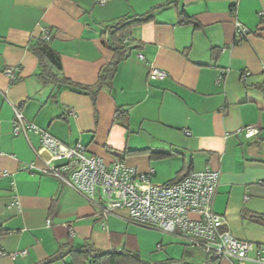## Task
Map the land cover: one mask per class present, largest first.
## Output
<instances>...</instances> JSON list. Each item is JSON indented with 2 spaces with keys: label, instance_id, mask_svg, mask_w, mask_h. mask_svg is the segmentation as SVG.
<instances>
[{
  "label": "crops",
  "instance_id": "0c3cea01",
  "mask_svg": "<svg viewBox=\"0 0 264 264\" xmlns=\"http://www.w3.org/2000/svg\"><path fill=\"white\" fill-rule=\"evenodd\" d=\"M156 7L153 20L133 30V50L96 105L87 95L38 79L39 62L29 46L44 28L51 30L65 77L91 86L113 58L107 27ZM180 12L199 27L181 24ZM262 13L264 0H0V264H43L54 257L62 258L52 264H71L72 252L86 243L103 252L136 253L151 264L205 260L178 236L130 223L126 210L103 220L99 207L41 174L50 158L38 152L35 132L14 135L15 108L66 146L82 144L109 165L120 161L153 171L156 184L218 171L215 212L238 240L264 244ZM236 22L249 31L241 42ZM151 67L168 78L150 79ZM8 68L15 69L14 83ZM223 69L228 72L217 83ZM243 73H249L245 81ZM249 126L259 128L250 139L241 132Z\"/></svg>",
  "mask_w": 264,
  "mask_h": 264
},
{
  "label": "built area",
  "instance_id": "2783aa9c",
  "mask_svg": "<svg viewBox=\"0 0 264 264\" xmlns=\"http://www.w3.org/2000/svg\"><path fill=\"white\" fill-rule=\"evenodd\" d=\"M95 2L104 5L107 0ZM235 26L237 41L245 40L249 31L238 22ZM42 38L47 42L51 40L48 28L43 29ZM129 42V37L124 40L125 44ZM139 58L144 59L142 55ZM227 72L226 69L219 71L217 83ZM5 74L12 83L16 82L14 68H8ZM168 76L166 71L156 67L149 70L152 80L165 81ZM248 76L249 73H243L241 80L245 81ZM31 132L39 136L38 152L47 153L50 158L40 173L57 179L99 207L103 220L126 210L130 223L178 236L185 246L200 250L205 256L200 264H217L220 260L264 264V244L238 240L230 232L228 221L214 210L221 181L218 171L207 168L174 183L156 184L152 180L153 171L141 173L120 161L109 165L102 158L89 155L88 148L82 144L66 146L28 122L15 108L14 135L27 136ZM241 132L250 139L258 135L259 128L249 126ZM186 135L190 137L191 133L186 132ZM26 169L32 171L34 167L31 165ZM14 207L19 209V203ZM103 226L106 228L104 223ZM251 254L253 258H250Z\"/></svg>",
  "mask_w": 264,
  "mask_h": 264
},
{
  "label": "trees",
  "instance_id": "16d2710c",
  "mask_svg": "<svg viewBox=\"0 0 264 264\" xmlns=\"http://www.w3.org/2000/svg\"><path fill=\"white\" fill-rule=\"evenodd\" d=\"M157 8L158 7L153 8L150 12L138 18H123L107 27L104 35L107 40L105 45L113 53V58L103 67L98 82L91 86L76 84L65 77L61 56L51 46L53 40L52 36L51 40L47 42L41 35L29 46L30 51L39 62L40 72L37 74L38 79L44 85H52L57 88L64 86L77 94L87 95L91 97L94 105H96L98 94L103 90L111 88L120 63L126 60L133 50L134 46L131 43L133 30L137 26L153 20V15ZM180 17L181 24H193L195 27H199L196 21L185 18L182 12H180ZM128 37L130 38V42L125 44L124 40ZM259 218L261 219V223L264 224V217ZM72 255L73 262L71 264H151L142 260L136 253L129 251L103 252L96 249L95 246L90 243H86L80 250H74ZM60 258L62 257H54L43 264H52L55 260Z\"/></svg>",
  "mask_w": 264,
  "mask_h": 264
},
{
  "label": "rangeland",
  "instance_id": "374dc122",
  "mask_svg": "<svg viewBox=\"0 0 264 264\" xmlns=\"http://www.w3.org/2000/svg\"><path fill=\"white\" fill-rule=\"evenodd\" d=\"M164 234V233H163Z\"/></svg>",
  "mask_w": 264,
  "mask_h": 264
}]
</instances>
